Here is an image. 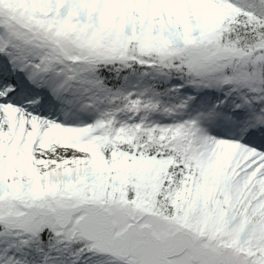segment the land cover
<instances>
[{
	"label": "snow or ice",
	"instance_id": "6c2138e0",
	"mask_svg": "<svg viewBox=\"0 0 264 264\" xmlns=\"http://www.w3.org/2000/svg\"><path fill=\"white\" fill-rule=\"evenodd\" d=\"M0 264H264V0H0Z\"/></svg>",
	"mask_w": 264,
	"mask_h": 264
}]
</instances>
